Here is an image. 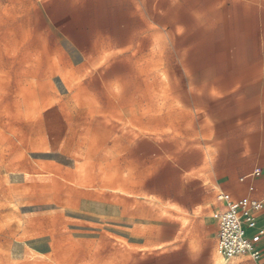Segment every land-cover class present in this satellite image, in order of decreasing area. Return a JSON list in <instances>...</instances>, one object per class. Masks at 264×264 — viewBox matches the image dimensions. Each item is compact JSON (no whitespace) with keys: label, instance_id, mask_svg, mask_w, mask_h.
<instances>
[{"label":"rangeland","instance_id":"374dc122","mask_svg":"<svg viewBox=\"0 0 264 264\" xmlns=\"http://www.w3.org/2000/svg\"><path fill=\"white\" fill-rule=\"evenodd\" d=\"M18 10L0 13V264H138L183 238L215 208L219 63L181 61L169 31Z\"/></svg>","mask_w":264,"mask_h":264},{"label":"crops","instance_id":"0c3cea01","mask_svg":"<svg viewBox=\"0 0 264 264\" xmlns=\"http://www.w3.org/2000/svg\"><path fill=\"white\" fill-rule=\"evenodd\" d=\"M32 7L40 8L50 29L85 30L96 23L98 30L127 31L129 39L136 36L132 30L139 36L149 28L169 31L164 36L183 47L181 61L219 63L217 85L206 91L218 96L217 164L202 183L216 188L215 208L189 215L192 229L183 238L177 231L138 264H220L212 219L222 207L218 194L240 198L252 186L251 198H264V0H0L2 14H18V8L27 14ZM257 222L264 229V209ZM258 247L257 263L242 257L229 264H264V238Z\"/></svg>","mask_w":264,"mask_h":264},{"label":"built area","instance_id":"2783aa9c","mask_svg":"<svg viewBox=\"0 0 264 264\" xmlns=\"http://www.w3.org/2000/svg\"><path fill=\"white\" fill-rule=\"evenodd\" d=\"M255 171L254 175H258ZM248 194L232 198L228 193L220 192L217 200L222 204L220 210L214 211L212 219L216 223V253L220 264L247 257L257 263L261 257L258 247L264 238V229L258 226L257 214L264 209V198L252 199Z\"/></svg>","mask_w":264,"mask_h":264}]
</instances>
